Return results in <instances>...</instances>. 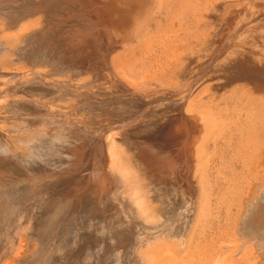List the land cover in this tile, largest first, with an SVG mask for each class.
Returning <instances> with one entry per match:
<instances>
[{"label":"bare ground","instance_id":"1","mask_svg":"<svg viewBox=\"0 0 264 264\" xmlns=\"http://www.w3.org/2000/svg\"><path fill=\"white\" fill-rule=\"evenodd\" d=\"M19 1L0 13L1 93L52 95L45 134L73 155L62 172L83 179L89 159L99 172L76 185L40 166L0 170V264L25 263L37 235L58 251L65 221L101 230L113 212L116 247L138 233L134 264H264V0ZM38 202L47 229L23 215Z\"/></svg>","mask_w":264,"mask_h":264},{"label":"rangeland","instance_id":"2","mask_svg":"<svg viewBox=\"0 0 264 264\" xmlns=\"http://www.w3.org/2000/svg\"><path fill=\"white\" fill-rule=\"evenodd\" d=\"M17 2H18L17 3V6H14V7H16L15 9H13L14 7H8V5H7V7L6 6H0V10H1L0 13H3V16H5V14L7 16V14L8 15L10 14L9 12H14V10L17 9L16 12H15V15H17L18 14L17 12H19V11L20 12H23L21 10L27 8L26 7V4H23V2H20L19 0ZM9 8H10V10H9ZM6 9H7V11H5ZM11 14H10V16H11ZM35 44L36 43L30 42L27 45H24L25 46L24 47V50L27 52V55L26 56L24 55L25 56L24 57V61L26 59H28V62H27V60L25 61L27 64L24 63V66H26L27 68L30 67V69L32 67H35L34 64H35V58H36L35 56H36V48H37V44L36 45ZM26 47L28 48V50L30 52L27 49H25ZM30 48H31V50H30ZM28 53H30V54H28ZM32 54L35 57L34 59H33V56H31ZM30 57H32V58L30 59ZM29 60H34V61L31 62ZM2 71L3 70H1V73H2ZM3 75H6V72ZM0 76H2V74ZM2 80L3 79L1 77L0 78V82ZM1 84H3V83H0V85ZM19 88L22 89V90H20ZM24 88H23V86H18L17 88H15L16 90L15 89H12L10 91L12 94L10 92H9L10 94L9 93L8 94H4L3 92L1 93L2 85L0 86V124H1L0 125V158L3 157L2 159H0V161H1L0 162V164H1L0 165V170H1V172L4 173V175L6 174L5 175V179L8 180L10 178V177L9 178L6 177L7 175L8 176H12V177H17L13 173H16L17 172V174H21L22 173L21 171H23V172L24 171H27L25 169L26 166H28V167L30 166V168H34V169L37 168V170H39L38 168L42 167V169H44V170L58 171L57 173H51V174L47 175L46 177L43 176V178L45 177L44 179H47L48 178V180L54 181L56 179H60L61 177H68L67 180L71 184H74L75 183L76 185H78V184H80V181H82V180L83 181H86V183H87L88 180L91 179L92 173L98 171L97 168L95 167L96 166L95 159L94 160H91V159L88 160V163H87L88 166L84 169L88 173L85 175V177H83V179L82 178H79V177H71V175L70 176H68V175L66 176L62 171L66 170V168L69 166V165H67V161L66 160H71L72 159L71 156L73 157V155L71 153H69L67 149H63L59 143H56L55 141H53V139H51L52 133L49 134V135H48V133L45 134L46 133L45 130H47V128H48L47 127V124L50 122V118H51V116L49 114H50V110H51V105L50 104H51V101H52V95L46 94L47 97H45L46 96L45 94H43L40 90H39L40 92L38 91V89H37V88H39L38 85H34V86H32V88L30 86L29 87L30 90L27 87H26V90ZM33 89H34V91H33ZM17 92H18V94L20 96L17 94ZM23 92H24V94H23ZM31 92H32V94H31ZM20 93H22V94H20ZM10 95H11V97H10ZM6 96L9 97V99ZM31 96H32V98L29 99ZM41 97H43V98H41ZM6 99L9 100V101L7 100V103H9V104L4 103V102H6ZM32 100H34V101L32 102ZM41 100H42V102H41ZM17 101H19V102H17ZM45 102H47L46 105H45ZM36 104H38V106H40V107H38ZM9 105H10V107H9ZM36 110H39V111H36ZM46 117H47V119H46ZM44 118H45V120H44ZM3 119H5V120L3 121ZM11 119H13V120H11ZM41 119L44 120V121H42ZM47 120H49V121L47 122ZM132 123H134V121H132L131 124ZM125 126H129V123H127ZM34 127H35V129H34ZM82 131L85 133V135L91 136L95 140V144L96 145H98V144L100 145L101 142L103 141L101 139L104 136H99V133L98 132H97L98 134L95 133V131H93V130H92V132L91 131L89 132V129H86V130L82 129ZM85 131H88V132L86 133ZM90 133H91V135H90ZM59 146L61 148H59ZM4 151H5V153H4ZM5 157H8V158H5ZM2 160L5 162V165H4V162H2ZM14 164L17 165V166H15ZM9 165H10V167L12 169L9 167ZM57 167H59V168H57ZM61 167H63L64 169L61 168ZM42 169L40 168V170H42ZM7 170L9 172H7ZM60 171H61V173H60ZM91 171H92V173H91ZM11 172H13L12 175H11ZM103 178H104V176H102L100 178V180H99L100 183L103 182L102 181ZM21 185H23V184H21ZM97 189H98V191H97ZM99 191H100V187L99 188H96V192L99 193ZM64 198H66V200H69L70 199L69 196H68V194H65ZM18 205H19V203H18ZM27 206H28L27 204H26L25 207L22 206L23 208H25L23 215H25V214L27 215V213L30 214V217L32 215L33 220L34 221L37 220L36 221V222H38L37 225L38 224L40 225V223H41L40 226L38 225V227L40 229H44V228L47 229V226L50 223V217H49L50 214L47 215L48 214V208H46V207H48V205L47 204H42V203L38 202V203L35 204V207L34 208H32V206H29V207H27ZM26 210H28V211H26ZM44 210H47V212L44 211ZM36 213H38V214H36ZM43 215H46V216H43ZM116 215L113 212V213H111V216L110 217L108 216V217L104 218V220L102 219V225L105 228V229L103 228L104 230L103 229L100 230L99 228H97L96 226H94V225L98 224L97 222H95V223L92 222L90 224V223H87V220H85L84 218H82V219L79 218L78 221L76 220V221L71 222V224H69V226H68L70 228L67 227L68 229L65 230V228H64L65 226L64 225L67 222V221H65L64 225H61V226L58 227V230H61V231H58V233L56 235L57 236V238L55 240L56 241V244L58 246L61 245L60 246V250H58V251L55 250L54 247H51V246L50 247L52 249L50 247L49 248H43V250L41 251V248H40V245H41L40 243L41 242L38 239V235H37L36 238L34 237V241L37 240L36 241L37 243L36 242L35 243L33 242V243L36 244V247H38V250H37L38 253L37 252H34L36 249H32L33 252L32 251H29L32 254L31 253H28L27 254V256L28 255H31V256H29V258H27V256H25L27 258V260L29 259L28 261L30 263L26 259H24V262L25 263H21V264H90V263L91 264H108V263L109 264H134L133 263V260L139 259L138 255H140L139 254V251H138V249L140 247V245H139V239H138V233L135 230V232H132L130 235H128L129 236L128 240L131 243L127 240V244L126 243L123 244L124 246L126 245V248L123 247V245H119L120 247L117 245V247H116V244H117L116 241L117 240L115 241V239H118V235H119V238H120V236L122 234L121 233L122 232L121 229H118L116 227V224L119 221V219L121 218V216L118 215L117 213H116ZM113 216H114V218H113ZM114 220H117V221H114ZM83 221H85V222H83ZM115 222H116V224H115ZM110 224L111 225L113 224L115 227L112 228V226H110ZM75 225H77V227ZM108 225H109V228H106ZM41 227H43V228H41ZM61 227H63V228H61ZM74 228H76V229H74ZM110 229H112V230H110ZM114 229H115V231H114ZM80 230H82V231H80ZM76 232L79 233V234H85L87 232L89 234L88 235L89 238L85 241L84 244L82 242H77L74 239L76 237V235H77ZM103 233H104V235H103ZM69 234H72V235H70V237H69ZM90 234H91L92 237L90 236ZM136 237H137V240L138 241L135 240ZM63 240H65V241L63 242ZM74 241H75V244H74ZM67 243H69V244L67 245ZM71 243L74 244V245L72 246ZM129 244L130 245L131 244L132 245L135 244V246L134 245L133 246L136 249L134 248V250H133V246L132 245L130 246ZM92 245L94 246V253H95V255L97 257L96 258H90L88 260V259L85 258L84 254L82 253V250L84 248H86L87 246H92ZM114 245H115L116 248L114 247ZM120 249H122L123 251L122 250L120 251ZM131 249L133 250V252H131L132 251ZM33 253H34V255H33ZM135 254H136V256H135ZM79 255H81V256H79ZM132 255H133V257H132ZM40 256H42V257H40ZM64 256H65V258H64ZM130 256L132 258H130ZM95 259H97V261Z\"/></svg>","mask_w":264,"mask_h":264}]
</instances>
